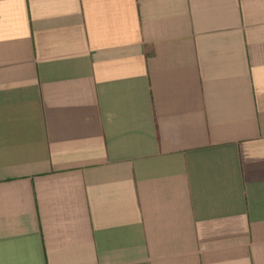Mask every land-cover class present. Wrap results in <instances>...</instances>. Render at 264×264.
I'll return each instance as SVG.
<instances>
[{
    "label": "crops",
    "instance_id": "0c3cea01",
    "mask_svg": "<svg viewBox=\"0 0 264 264\" xmlns=\"http://www.w3.org/2000/svg\"><path fill=\"white\" fill-rule=\"evenodd\" d=\"M0 264H264V0H0Z\"/></svg>",
    "mask_w": 264,
    "mask_h": 264
}]
</instances>
